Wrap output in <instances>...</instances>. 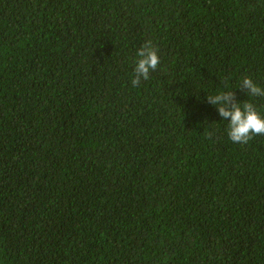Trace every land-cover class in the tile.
Segmentation results:
<instances>
[{
	"label": "trees",
	"instance_id": "obj_1",
	"mask_svg": "<svg viewBox=\"0 0 264 264\" xmlns=\"http://www.w3.org/2000/svg\"><path fill=\"white\" fill-rule=\"evenodd\" d=\"M245 76L264 0H0V264H264V135L207 101L264 113Z\"/></svg>",
	"mask_w": 264,
	"mask_h": 264
},
{
	"label": "clouds",
	"instance_id": "obj_2",
	"mask_svg": "<svg viewBox=\"0 0 264 264\" xmlns=\"http://www.w3.org/2000/svg\"><path fill=\"white\" fill-rule=\"evenodd\" d=\"M136 55L138 59L131 79L132 87L148 80L161 62L159 49L151 40L145 41ZM239 88L246 90L250 97H264V87L258 85L251 76H245ZM207 101L216 106L223 120L228 121V137L233 143L246 144L254 136L264 135V113L251 100L241 102L237 100L234 90H221L208 95Z\"/></svg>",
	"mask_w": 264,
	"mask_h": 264
}]
</instances>
